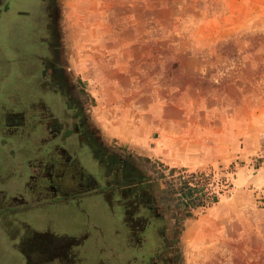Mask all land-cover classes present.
I'll return each mask as SVG.
<instances>
[{
	"label": "rangeland",
	"instance_id": "obj_1",
	"mask_svg": "<svg viewBox=\"0 0 264 264\" xmlns=\"http://www.w3.org/2000/svg\"><path fill=\"white\" fill-rule=\"evenodd\" d=\"M51 2L33 41L138 182L108 205L13 199L44 167L14 115L32 20L0 8V264H264V0Z\"/></svg>",
	"mask_w": 264,
	"mask_h": 264
},
{
	"label": "flooded vegetation",
	"instance_id": "obj_2",
	"mask_svg": "<svg viewBox=\"0 0 264 264\" xmlns=\"http://www.w3.org/2000/svg\"><path fill=\"white\" fill-rule=\"evenodd\" d=\"M28 3L31 5L27 6ZM51 3V0H0L3 13L19 14L21 18L32 20L14 48L12 89L16 91L15 100L21 108L14 115L18 121L24 117L31 140H39L44 167V174H28L25 183L31 190L23 189L13 195V199L21 201L25 197L43 196V201H39L41 205L32 207L45 209L88 197H98L108 205V193H111L108 191L114 189L112 194L121 195L124 193L121 189L138 180L129 161L113 153L88 124L87 118L81 116V105L54 61L53 50L44 46L45 37L40 35L38 43L33 41L32 31L44 24ZM38 44L40 47H36ZM25 183L22 188L27 187ZM119 189L121 191L116 192ZM81 244L83 241H74L71 247L80 249ZM77 252L80 256V251ZM19 254L24 264H28V257L20 251ZM84 260L80 258L79 262Z\"/></svg>",
	"mask_w": 264,
	"mask_h": 264
},
{
	"label": "crops",
	"instance_id": "obj_3",
	"mask_svg": "<svg viewBox=\"0 0 264 264\" xmlns=\"http://www.w3.org/2000/svg\"><path fill=\"white\" fill-rule=\"evenodd\" d=\"M106 134L108 135V132H105V135H106Z\"/></svg>",
	"mask_w": 264,
	"mask_h": 264
},
{
	"label": "trees",
	"instance_id": "obj_4",
	"mask_svg": "<svg viewBox=\"0 0 264 264\" xmlns=\"http://www.w3.org/2000/svg\"><path fill=\"white\" fill-rule=\"evenodd\" d=\"M22 33V32H21Z\"/></svg>",
	"mask_w": 264,
	"mask_h": 264
}]
</instances>
